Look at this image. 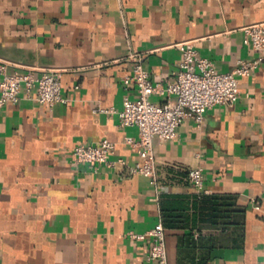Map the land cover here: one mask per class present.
<instances>
[{
	"label": "crops",
	"instance_id": "1",
	"mask_svg": "<svg viewBox=\"0 0 264 264\" xmlns=\"http://www.w3.org/2000/svg\"><path fill=\"white\" fill-rule=\"evenodd\" d=\"M260 22L264 0H0V62L59 72L64 99L46 106L22 91L0 109V264H156L149 239L128 233L160 219L167 264H264V61L238 79L236 103L154 140L158 193L126 167L94 171L72 155L109 139L111 158L137 160L126 144L137 128L118 125L137 96L129 53H144L152 83L173 80L180 42L226 73L257 58L244 27ZM195 167L204 192L187 179Z\"/></svg>",
	"mask_w": 264,
	"mask_h": 264
},
{
	"label": "built area",
	"instance_id": "2",
	"mask_svg": "<svg viewBox=\"0 0 264 264\" xmlns=\"http://www.w3.org/2000/svg\"><path fill=\"white\" fill-rule=\"evenodd\" d=\"M244 32L257 53L256 59L241 61L233 70L220 73L190 42H180L175 45L181 53L179 68L173 80L167 84L152 83L143 68L144 53H129L126 58L133 63L129 80L134 84L137 96L123 99L118 112V125L137 128V137L126 140V144L136 153L137 160L129 165L123 157L111 158L115 143L102 139L95 144L80 143L75 146L72 150L75 163L86 164L94 171L126 167L130 175L146 177L158 193L154 140H172L176 137L177 127L185 119H193L200 127L208 109L236 103L239 99L238 79L250 75L264 61V22L248 25L244 27ZM7 66L6 62H0V109L6 104H17L22 91L26 97L46 106L64 101L59 72L46 71L36 76L30 70L8 72ZM152 95H159L165 100L154 102L150 98ZM97 111L113 113V109ZM187 179L198 193L204 192L200 167L189 169ZM128 234L132 239H149V260L156 264H167L165 228L161 219L144 233L130 231Z\"/></svg>",
	"mask_w": 264,
	"mask_h": 264
},
{
	"label": "trees",
	"instance_id": "3",
	"mask_svg": "<svg viewBox=\"0 0 264 264\" xmlns=\"http://www.w3.org/2000/svg\"><path fill=\"white\" fill-rule=\"evenodd\" d=\"M161 214H162V220H164V212L162 208H161Z\"/></svg>",
	"mask_w": 264,
	"mask_h": 264
}]
</instances>
